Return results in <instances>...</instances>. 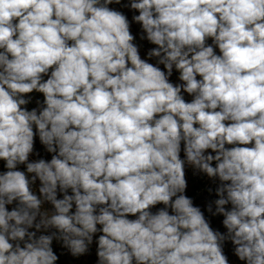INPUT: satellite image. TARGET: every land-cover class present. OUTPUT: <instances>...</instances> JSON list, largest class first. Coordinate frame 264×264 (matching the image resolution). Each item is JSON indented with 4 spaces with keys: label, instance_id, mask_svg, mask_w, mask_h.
I'll return each mask as SVG.
<instances>
[{
    "label": "clouds",
    "instance_id": "obj_1",
    "mask_svg": "<svg viewBox=\"0 0 264 264\" xmlns=\"http://www.w3.org/2000/svg\"><path fill=\"white\" fill-rule=\"evenodd\" d=\"M0 161V264H264V0H0Z\"/></svg>",
    "mask_w": 264,
    "mask_h": 264
},
{
    "label": "rangeland",
    "instance_id": "obj_2",
    "mask_svg": "<svg viewBox=\"0 0 264 264\" xmlns=\"http://www.w3.org/2000/svg\"><path fill=\"white\" fill-rule=\"evenodd\" d=\"M110 7H113V8H116L117 10H120V11H123V6L122 5H116V4H113L111 5ZM142 34V31L140 30V32L135 35L136 36V43L140 46V54H141V57L142 58H146V52L149 48L151 47H154L153 45H151L150 43H148L145 40H141L140 39V36ZM211 41H209L210 43ZM217 52H218V49H217ZM150 62H155L154 60L150 61ZM161 68H163L162 66H160ZM177 76H178V73L175 72L174 70V73H173V76L171 77V80L173 82H178L177 81ZM184 97L186 100L190 101L192 99V97L188 96L186 93L184 94ZM34 98V96H33ZM34 107H37V104L36 102L34 103ZM21 167V170H23V166H20ZM186 178L188 180V190H187V195L188 193L191 191V188H192V184L193 182L195 183V186H201L200 190H198L197 192V196L194 197V203L198 206H201L202 210H205V214L206 216H209V214L206 212V209H205V205L208 201L210 200H214L218 197L215 196V193L214 191L210 194L207 189L209 187H215V185L213 184L212 181H210L204 174H196L194 175L193 174V170L190 168V167H186ZM46 207H50V205H46ZM159 207H163V205H158L157 208ZM43 211V209H42ZM153 211H156V209L154 208ZM132 218V217H130ZM209 218L211 219V223H212V227L214 229H218L220 231H226V229L223 228L222 224H221V221H222V217L220 216H217V217H211L209 216ZM53 247H54V250L57 252L58 255H66L67 254V251L63 248H61L60 244L56 243L54 241L53 243ZM92 253L90 256H87V257H84L82 258V260L76 264H95L96 262V244H95V241H94V246L92 248ZM225 252L226 254L229 256V260H230V264H241V262H239L237 260V258L233 255V246L231 245L230 242L226 243L225 245ZM58 264H64L63 262L60 263L58 261Z\"/></svg>",
    "mask_w": 264,
    "mask_h": 264
},
{
    "label": "trees",
    "instance_id": "obj_3",
    "mask_svg": "<svg viewBox=\"0 0 264 264\" xmlns=\"http://www.w3.org/2000/svg\"><path fill=\"white\" fill-rule=\"evenodd\" d=\"M122 2L123 3H127V0H122ZM122 10L128 16V18H129L130 21H131L132 15L138 14V13H134V12L130 11L128 8H125V7H123ZM140 30H141L140 25H138L136 23H132V25H131V31H132V33L134 35H137L140 32ZM152 63H155V62H152ZM30 95L32 96V102L27 106L29 108V110H31V108L34 107V103L37 100H40V101L43 100V95L40 94V93H35L34 92V93L30 94ZM33 96H34V98H33ZM35 147H36V150H38L40 152V157H43L45 159H50L51 158V154H48L47 152H45L43 146L40 145L39 140H38V137L36 139V145H35ZM40 157H36L35 155H33L32 157H30V159H38ZM3 170H5L3 168V162L0 161V171H3ZM201 186L202 185L195 186V183L193 182L191 191L188 193V195L191 196V197H193V198L196 197L197 196V192H198V190H200ZM93 246H94V243L91 246V253H92V250H93L92 249ZM91 253L89 255L84 256V257L90 256ZM84 257H80L79 259H76V258H73L70 254L67 253L66 255H64V254L60 255L59 262L60 263L63 262L64 264H76V263L80 262L82 260V258H84Z\"/></svg>",
    "mask_w": 264,
    "mask_h": 264
}]
</instances>
